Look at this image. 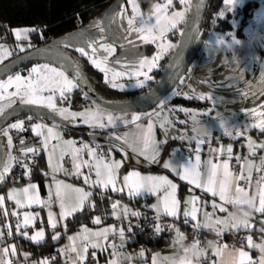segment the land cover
Listing matches in <instances>:
<instances>
[{
    "label": "snow or ice",
    "instance_id": "obj_1",
    "mask_svg": "<svg viewBox=\"0 0 264 264\" xmlns=\"http://www.w3.org/2000/svg\"><path fill=\"white\" fill-rule=\"evenodd\" d=\"M239 2L240 0H223L227 11H234ZM126 4L130 5L131 13L127 16V27L125 28L127 35L120 38L132 44L128 36L136 34L140 40L156 43L158 49L151 59L140 56L135 61L138 67L133 72L116 71L109 67L110 64H121V59L114 56L116 52L114 44L101 42L105 40L106 27L99 20L90 25L98 30L99 39L90 37L85 40L83 46H74L69 43H65L64 46L73 47L81 57H86L92 66L103 73L105 84L110 83L109 73H111L112 80L123 75L143 76L144 79L135 81L136 87H143L145 81L153 79L149 73L158 66V61L163 54L175 47L167 41V34L185 21L186 13L192 7L191 0H179L182 7L172 11L170 10L174 8V0L152 3L146 15L141 13L137 0H126ZM126 13L125 5H120L119 11L111 16L110 22H115L116 17L119 16L121 26H123ZM216 15L223 17L225 11L221 10ZM10 33L15 38V47L21 52L25 51V47H32L30 37L33 33L43 39V31L37 27H17L10 29ZM233 40L237 44L240 43L235 40V37ZM216 43L223 44V38L218 37ZM100 49H103V54H100ZM11 54V51L3 52L0 54V61ZM110 57H112L111 60ZM191 71L192 69L188 68L186 76L180 78L181 84L186 79H191ZM83 82L81 68L71 57L66 58V64L59 66H53L52 63L35 64L28 69L27 76L16 72L14 75H8L6 80L0 79V101H7V103H0V115L5 114V109L11 108L17 102L19 105L43 106L54 114L52 126L32 123V117H26L31 132L39 138V146H27L24 139L18 137V151L22 159L13 155L14 144L10 132L14 129L24 131L25 121L17 119L7 127L0 128V136L7 138L8 149L6 158L0 159V183L7 185L9 177L13 184L27 178V182L22 186L11 187L6 193L0 194V216L3 217L0 220V264H13V258L20 256L17 245L14 242L9 244V239L15 241L20 238L38 245L45 240L46 230L50 229L51 240L59 241L63 235L67 234L69 218L75 219L78 215L90 219L91 223L98 227L89 228L82 224L77 233L67 236L68 241L73 242L71 251L77 253V260L74 264H86L89 248L93 250L90 255L95 258L97 249L105 251L109 247L113 250L110 255L114 258L106 261V264H122V260H127L130 264L137 257L140 258L141 264H207L208 249L201 247L199 239L204 230L214 233L218 238L215 244L208 242L212 246L214 256L222 257L227 252L230 256L229 264H264V227L255 229L254 223L229 210L230 207L237 206L245 212L250 210L253 216L258 214L262 218L258 222L264 225V175L256 181L257 191L253 193L251 190L254 171L264 173V156H261L259 166L249 159V157H255L260 152H264V142L257 143L251 135H247L255 130L264 136V100L260 103V111L244 109L246 112L251 111L257 120L239 128L230 129L228 122L220 118L218 114L219 126L225 136H235L246 140L248 157L239 155L234 157L231 143L226 146V149L224 145L212 147L211 132L207 128L201 129L200 122L188 109H177L173 106L168 111L169 115L176 111H183L186 115L192 116L190 131L193 135L187 136L182 133L179 137L170 136L171 132L176 130V122L168 116L161 115L166 105L164 99L159 100L152 112H133L130 117L127 113L114 115L113 112L98 104L95 108L71 111L70 96L74 89L81 88L84 98H89L88 92L83 91ZM201 83L207 82L201 81ZM261 83H264V73H261ZM111 87L124 88L125 85L111 83ZM189 87L191 88V85ZM10 88H14V91H9ZM191 91L192 95L180 92H175V94L184 95L187 99H212L210 93H196L195 89ZM57 101L67 102L69 107L58 108ZM55 116L61 118L59 124L55 122ZM154 116L159 120L158 127L163 139L156 138ZM142 119L147 122L144 127L138 123ZM180 123L187 124V121H180ZM78 124L87 125L93 130L97 128L108 130V147L101 149L99 146L94 147L83 142L77 146L75 140H65L61 132L57 130L62 126ZM121 124L125 126L136 124L137 132L117 134L115 129ZM43 129H46V132ZM129 136L133 137L132 141L128 139ZM170 138L188 140L189 145L194 142L195 147H189L187 158L182 155L177 157V149L165 147ZM52 141L55 143H51ZM206 142L210 158L203 159L201 146ZM57 153H59L58 162H54L57 160ZM43 155H46L47 170L41 169L36 162ZM117 155L120 159H116ZM225 155H227L226 159ZM233 158L237 161L239 172L230 166ZM66 160L69 167H65ZM152 166L158 167L166 174H152L150 171ZM141 167L149 169L147 174L140 171ZM14 168L20 170L19 176L14 173ZM33 168L40 170L45 179L49 175L52 177L51 182L46 185V197L42 198L40 195L41 186L32 182ZM59 173L82 181L81 186L57 179ZM181 185L187 193L184 197L180 196ZM113 195L119 196L120 199H113ZM125 196L129 198V202L142 197L154 198V203L150 205L145 203L143 206L152 212V234L162 236L164 233L169 235L174 233L172 245L180 247L183 255L161 258L159 254L153 253L149 260L146 256L147 250L142 248L135 256H121L118 249H123L128 240L135 242L133 228L143 231L139 222L141 219L145 221L149 219L145 212L137 209L130 210L128 204H122ZM97 198L100 202H107L110 206L106 210L104 219L101 215H95L98 207ZM8 203H14L13 210H8ZM33 205L40 206L41 212L47 210L46 221L41 217L40 212L35 211H24L21 219L19 209L31 208ZM209 207L211 211H208ZM54 208H58L59 211H53ZM201 208H203V220L200 218ZM11 218H15L14 226ZM106 219H112L114 223L106 224L104 223ZM37 220L40 222V227L29 235V226L35 228ZM133 220L137 221L135 225ZM162 220H167L168 223L162 224ZM21 226L24 230H21ZM182 227L191 228V243L187 242L189 237L186 232L181 231ZM241 231L249 232V234L238 240L240 247L233 245L229 250L228 244L219 243V238L226 232L239 233ZM256 231L260 233L261 242L259 243L254 241L252 234ZM113 237L118 239L119 244L115 240L111 245L108 244ZM77 239H80L83 244L82 252L74 246ZM101 240L104 241L103 244L100 243ZM67 250V246L64 249H58L56 256L50 254L34 264H58L57 257ZM253 250L260 253L257 260H254L250 254ZM23 255L26 259L30 256L29 253ZM213 264H216L215 260Z\"/></svg>",
    "mask_w": 264,
    "mask_h": 264
},
{
    "label": "rangeland",
    "instance_id": "obj_2",
    "mask_svg": "<svg viewBox=\"0 0 264 264\" xmlns=\"http://www.w3.org/2000/svg\"><path fill=\"white\" fill-rule=\"evenodd\" d=\"M257 1V5L253 10L252 14L247 19V26L243 30V37L236 36V30L240 25L241 17L232 18L231 24L233 26V31L231 32H220V31H213L215 37H223L224 39H229L234 46H225L222 48L215 49L214 47H207L206 45H202V49L200 50L198 57L194 59L189 68L192 69L191 71V79H186L184 83L185 85V93L192 95L191 89H195L196 93L200 92H207L210 93L212 99H209L213 102H219V106H215L218 113H223L227 115L231 120L232 124L236 127L245 124H251L256 122L257 118L251 114V111H244V109L252 110L256 109L260 111V103L264 100V83H261V73H264V0H255ZM140 4V11L143 14H147L148 10L152 3H164L165 0H137ZM192 4V0H191ZM120 5H125L127 8V13L123 19V26H121V18L119 16L116 17L115 22H110L108 19L101 20V22L106 27L105 31V40L101 41L103 43H112L116 48V52L114 56L116 58L121 59V64H110L109 67L114 68L116 71H123V72H133L135 68L138 67V64L135 61L140 56H146L149 59L152 58L153 54L158 50L156 43L145 42L137 38L136 34H132L128 36V39L132 41V44H128L126 40L121 39V36H126L127 33L125 32V28L127 27V16L131 13L130 5L126 4V0H121L116 8L111 13V16L119 11ZM182 6L179 4V0H174V8L172 10H179ZM190 10V9H189ZM221 10L225 11V15L222 18H226V16L230 13H236L237 8L234 11H227L225 5L221 8ZM220 10V11H221ZM189 11L186 13L185 21L187 19ZM111 18V17H110ZM97 20H92L87 22L80 28V33L77 35L69 36V37H62L58 40V45L63 50L68 52H74L73 47L66 48L64 46L65 43H69L74 46H83L85 40L90 37H94L99 39V32L96 28L91 27L90 25ZM100 21V20H99ZM184 21V22H185ZM178 24L177 30L179 26L182 24ZM172 30V31H174ZM170 31L167 34V41H170L172 44L175 45L173 40L170 38ZM83 33V35H81ZM240 41V43H235L233 40ZM27 42L25 41V44ZM0 54L5 51L10 50L9 43H2L0 42ZM176 45L174 48L167 51L161 59L158 61V66L153 68L152 72L149 73L150 76L153 77V72L159 69L160 62L166 57V55L175 50ZM90 51V50H89ZM100 54H103V49L99 50ZM74 59L78 63L79 58L81 55L78 52H75ZM10 56H7L3 61H0V65L4 63ZM87 59L86 57H84ZM110 60L112 57L109 58ZM90 63V62H89ZM35 64H44V63H34L29 66L25 71H17L24 76L28 75V69H30ZM126 65V67H125ZM94 67V66H93ZM95 68V67H94ZM96 69V68H95ZM98 70V69H96ZM146 71V69H144ZM99 71V70H98ZM16 73V72H15ZM15 73L11 74L14 75ZM187 71L185 72L184 76H186ZM103 75V73H102ZM7 77L4 79L6 80ZM137 79H144L143 76L137 77L135 75H123L117 77L115 80H112V74L109 73V80L110 83L106 84L110 88L119 91H133L137 89H144L148 88L153 79L145 81L143 87H136L135 81ZM104 80V78H103ZM201 81H206L207 83H201ZM111 83L122 84L125 85L124 88H113L111 87ZM181 83V82H180ZM191 85V88L189 87ZM9 91H14V88H10ZM75 89L73 90V92ZM247 93V95H243V93ZM176 96L175 93L168 95L164 98L167 102L168 99ZM70 96V100H71ZM0 103H7V101H0ZM19 104H13V106ZM91 106V105H88ZM93 106V105H92ZM11 107V108H12ZM43 107V106H39ZM57 107H69L67 102L61 103L57 101ZM44 108V107H43ZM84 108L90 107H81L80 109H73L72 106L70 108L71 111H79L83 110ZM91 108H95L91 107ZM10 109L6 108L5 112ZM50 111V110H49ZM1 116V115H0ZM61 120L59 116H56ZM42 124H46L48 126H52L53 122H48L41 119ZM11 124L8 123L4 125L2 128L7 127V125ZM58 124V123H57ZM75 126H87L78 124ZM239 128V127H238ZM63 128L57 129L63 134ZM46 132V129H43ZM11 135V134H10ZM69 138V137H68ZM0 144L2 148V153L0 152V159L6 158L7 149V138L0 136ZM13 155H15V149L13 147ZM1 184V183H0ZM3 194V191L0 192ZM2 219L3 217L0 216Z\"/></svg>",
    "mask_w": 264,
    "mask_h": 264
},
{
    "label": "trees",
    "instance_id": "obj_3",
    "mask_svg": "<svg viewBox=\"0 0 264 264\" xmlns=\"http://www.w3.org/2000/svg\"><path fill=\"white\" fill-rule=\"evenodd\" d=\"M114 2L115 0H0V36H5L6 43H13L15 45V38L10 33V29L17 27H37L43 31V39H41L37 34L33 33L30 37V40L31 43H37L39 45L44 39L64 37L67 33L80 29L81 26L92 20H103L106 12L110 9ZM117 5L118 4H116L114 8H116ZM222 5L223 0H209L199 37L192 49L191 59L185 72L188 70L191 62L198 57L203 43H205L206 38L213 31H233V26L231 24L232 18L241 17L240 25L236 30V36L243 37V30L247 26V19L255 9L257 1H249L245 3L242 7L237 9L236 13H230L226 16V18L218 17L216 15L220 11ZM213 21H215V23H213ZM185 22H183L177 30L172 31L170 34V38L173 40L175 45L178 43V39ZM17 49L18 48H16V51ZM173 51L174 50L166 55V57L160 62L159 69L153 72L154 79L151 85L148 88L137 89L133 91H119L110 88L105 84L102 73L96 70L84 57H78V64L80 65L84 74L91 81L96 92L101 97L106 100H123L136 97L150 90L160 80L163 70ZM66 52L73 58L74 54H76L75 51H72V53L68 51ZM32 64L34 63L26 64L18 71L23 72ZM183 87H185V83H179L171 94L179 92V90L183 89ZM71 96L73 109H80L81 107L90 103L88 99L84 98L80 88L75 89ZM170 102L175 106H180L185 109L197 110H203L210 105L207 100L195 98L187 99L177 95L173 96ZM19 117L21 116H14L10 118L5 123V125L15 119H18ZM45 121L51 122L49 120ZM62 128L64 130L65 137L74 139H90V132L93 131L92 129L84 126H62ZM24 141L26 145L39 144V138L33 135L31 129H28L27 133H25ZM38 161L40 168L45 170L43 156L38 158ZM43 178L44 177L40 170L35 169L32 171V181L41 182ZM26 181L27 180H23L16 184L7 183V185H17ZM5 186L6 185L3 184L0 187V191L3 190ZM184 193L185 191L183 185H181L180 195L182 196ZM97 203L98 207L95 215H101L102 219H104L106 210H108L110 206L107 204V202H100L98 198ZM110 220L111 219H106L104 220V223L107 224L110 222ZM113 222L114 221H112V223ZM82 224L94 226L90 219H85L84 217L78 215L75 219L69 218L67 233L77 230ZM38 225H40V223ZM51 234V230L47 229L45 240L38 245L20 238H18L17 241L21 247L31 254L32 258L47 257L50 254L52 256H56L55 248L63 241L64 235L59 241H52L50 238ZM139 241L143 242L146 250L149 252L164 247L168 243L169 239L161 238L158 241L152 242L147 240L145 236L140 235ZM57 260L58 264H60L59 257H57ZM87 264H89V261Z\"/></svg>",
    "mask_w": 264,
    "mask_h": 264
},
{
    "label": "crops",
    "instance_id": "obj_4",
    "mask_svg": "<svg viewBox=\"0 0 264 264\" xmlns=\"http://www.w3.org/2000/svg\"><path fill=\"white\" fill-rule=\"evenodd\" d=\"M249 1H255V0H240V2L238 3L237 5V9L242 7L245 3L249 2ZM224 5V3H223ZM222 5V7H223ZM221 7V8H222ZM221 10V9H220ZM218 37H215L214 34H210L206 40H205V44L206 45V48L207 47H214L215 49H219V48H222V47H225V46H234L233 43H231L229 41V39H224L223 37V40H224V43L223 44H217L216 43V40H217ZM207 42V43H206ZM10 58V57H9ZM186 85V83H185ZM180 93H185V87H183V89L179 90ZM177 96H181V97H185L184 95H177ZM172 98L168 99L167 102H166V105H165V109L163 110V112L161 113L162 116H168L169 119H172L174 120L176 123H175V129L174 131L171 132L170 136H176V137H179V135H181L182 133L187 135V136H192L193 133L190 131L191 128H192V116L190 115H186L185 112L183 111H176L174 114L172 115H169V109H172L173 105L170 101H171ZM210 105L207 106V108L203 109V110H197V109H188L190 110L194 115H195V118L196 120H198L200 122V127L201 129L203 128H207L209 132H211V144H212V147L213 148H216L218 147L219 145H224L225 146V149H226V146L231 143L233 144V156H242V157H248V148L245 146L246 145V140L243 139V138H237L235 136H232V137H228V136H225L223 134V130L220 128L219 124H220V121L218 119V114H219V117L220 118H223L225 121L228 122V126L229 128L231 129L232 127H236L232 124V120L225 114L223 113H218L215 108V106H219V102H213V101H210L209 99H206ZM88 105H91V106H88ZM84 107H94L92 106V104H86ZM177 109L179 108H183V107H180V106H176ZM156 108V107H154ZM149 109L147 111H144V112H152V110L154 109ZM185 109V108H184ZM144 112H141V113H144ZM114 115H123L125 113H113ZM128 116L130 117L132 113H127ZM153 119L156 121V127L154 129L155 131V135H156V138L157 139H163V136L161 135L160 133V130H159V120L154 116ZM180 121H187V124H182L180 123ZM41 123V121H40ZM142 127L146 126V121L145 120H141L138 122ZM71 126H74V125H71ZM243 126V125H241ZM84 127H88V126H84ZM240 127V126H238ZM236 127V128H238ZM90 128V127H88ZM92 129V128H90ZM63 130V129H62ZM93 130V129H92ZM187 130V131H185ZM115 131L117 132V134H120V135H123L124 133H135L137 132V125L136 124H129L127 126L121 124L118 128L115 129ZM63 134H64V130H63ZM34 136H36L35 133H33ZM90 135H99V136H103L105 138V142H100V140H92V139H74V138H68V137H65L64 135V139L65 140H68V139H72V140H75L77 142V146L80 145V142H83V143H86V144H90L92 146H99L100 147V144L102 143H107L109 144V140H108V130L106 129H95L93 130L92 132H90ZM247 135H251L253 140L257 143H260V142H264V136L260 135L258 131H250L249 133H247ZM128 139L130 141L133 140V137L132 136H129ZM235 141H238V142H235ZM51 143H55V141H52ZM166 148L168 149H172V148H175L178 150V152L176 153L177 157H180L181 155L184 157V158H187L189 156V147H195V144L193 142L192 145H189V142L188 140H184V141H181L180 139H175V140H172L171 138L169 139V142L168 144L165 146ZM202 147V158L203 159H207V158H210V152H209V147H208V143L206 142L204 145L201 146ZM58 156H59V153H57V160L54 161V162H58ZM261 156H264V152H260L257 156L255 157H249V159H252L254 161V163L259 166L260 165V159H261ZM86 158V157H85ZM167 158V157H166ZM224 158L226 159L227 158V155L224 156ZM43 159H44V163H45V170H47V166H46V155H43ZM116 159H120V156L117 155L116 156ZM241 163H243V161H241ZM230 166L237 172H239V168L237 167V161L235 158H233L231 161H230ZM140 171L144 172L145 174H147V172L149 171V169L145 168V167H141L140 168ZM151 173L152 174H166L164 172L161 171V169H159L158 167L156 166H152L151 169H150ZM261 175H264V173H256L254 171L253 173V181H252V186H251V190L253 193H255L257 191V184H256V181L259 179V177ZM51 175H49L46 179L43 178V180L41 182L39 181H32L34 183H37L41 186V191H40V195L41 197H46L47 195V183H50L51 182ZM57 179H60V180H65L67 183H70V184H74L76 186H81L82 184V181H78L76 180L74 177H66L63 173H59L57 175ZM27 182V181H26ZM26 182H23V183H20V184H17V185H6L5 188L3 190H1L0 192L3 191V194L6 193L8 191L9 188L11 187H20L22 186L23 184H25ZM109 195H112L111 193H109ZM187 193L185 192L181 197H184L186 196ZM113 199H120L119 196H115L113 195ZM258 200V198H257ZM145 203L147 204H152L154 203V198H138V199H134L132 200L131 202H129V198H127V196H125L122 200V204H128L129 205V209H137V210H140L142 212H149L152 214V212L148 211L147 209H145L143 206L145 205ZM8 207V210L11 211L14 209V203H8L7 205ZM230 211L236 213V215L242 217L243 219H247L249 220L250 222L254 223V227L255 229H260L261 227H264V225H261L258 221L260 219H262L258 214L253 216L251 211L248 210L247 212H245L243 209H241L239 206L235 207V208H231L229 209ZM20 213H21V219H22V216H23V212L24 211H35V212H40V215L41 217L44 218V220L46 221L47 219V210L45 209L43 212H41V208L40 206L38 205H33L31 208H21L19 209ZM53 211L55 212H58L59 209L58 208H54ZM208 211H211V208L209 207L208 208ZM217 215H220L219 213H217ZM200 218L201 220H203V208H201V214H200ZM15 219V218H11V222L12 220ZM0 220H2V218L0 217ZM112 219L110 220L109 223L107 224H112ZM40 222L39 220L36 221V227L35 228H32V226H29V235L33 234L34 231L36 229H38L40 227V225H38ZM14 226V225H13ZM88 226V225H87ZM89 228H95V227H98V226H88ZM21 230H24L23 229V226H21ZM59 231H62V229H59ZM80 230V228H78L77 230L75 231H72L70 233H67L66 235H64V239L63 241L56 246L55 248V251L57 253V250L58 249H64L68 248L67 251H64V252H61V254L58 256L59 259H60V264H74V262L77 260V253L75 252H72L71 251V247L73 246V242H70L68 241L67 239V236L69 235H73L75 233H77L78 231ZM203 235H204V238L201 242V247L202 248H206L208 249V252H207V258H206V261H207V264H213V260L216 261V264H221V262L223 261V264H229V261H230V256L228 255V253L226 252L222 257H218V256H214L213 255V251H212V246L209 245V241H211L213 244L216 243V241L218 240V238L216 237V235L208 230H204L203 232ZM228 232H226L224 235H226ZM254 236H256L257 234H259L258 231L252 233ZM223 235V236H224ZM222 236V237H223ZM63 237V236H62ZM221 238V237H220ZM114 237L111 238L109 241H108V244L111 245V243L113 242ZM255 242L259 243L261 242L260 239H257L255 238L254 239ZM15 243L17 245V249H18V252L20 253V256L19 257H14L15 259L19 260L20 262L24 261L26 262V264H34V262L36 261H39L41 260L42 258L44 257H40V258H32L31 257V254L25 250L23 247H21V245L18 243L17 239L15 241L9 239L8 240V243L11 244V243ZM101 244L104 243L103 240L100 241ZM126 245V244H125ZM74 246L80 250L81 252L83 251V244L82 242L80 241V239H77L75 242H74ZM247 250V249H245ZM93 250L91 248H89V255H88V260L86 262V264L88 263L89 261V264H106V261L110 260V259H113L114 257H112L110 255V253L113 251L111 249V247L108 248V250H105V251H101L99 249L96 250L97 252V255L95 258H92V256L90 255V253L92 252ZM118 252L121 254L122 257H126V256H135L136 254H131V253H124L122 252L121 249H118ZM24 253H29L30 256L29 258H25L24 257ZM153 253H157L159 254V256L162 258V257H171V256H181L183 255V251L180 250L178 247H173L172 245V239H169L168 243L162 247V248H158V249H155V250H152V251H147L146 252V256L149 258L150 260V256L151 254ZM253 257L254 260H257L259 258V255L260 253L258 251H255L253 250L251 253H250ZM48 257V256H47ZM122 264H129V261L127 260H122ZM130 264H141V260L139 257H137L135 260H132L130 262Z\"/></svg>",
    "mask_w": 264,
    "mask_h": 264
},
{
    "label": "water",
    "instance_id": "obj_5",
    "mask_svg": "<svg viewBox=\"0 0 264 264\" xmlns=\"http://www.w3.org/2000/svg\"><path fill=\"white\" fill-rule=\"evenodd\" d=\"M119 2L120 0H115L114 4L106 12L103 20H106L107 17L110 20L114 6ZM208 3L209 0L192 1V7L189 10L185 25L180 33L176 48L170 56L160 80L150 90L129 99L106 100L96 92L91 81L81 69L84 77L82 88L83 91L88 92V101L95 107L98 104L113 113H133L152 109L158 104L160 99H164L170 95L180 83V78L183 77L184 72L188 67L192 49L201 31ZM80 32V29H77L67 33L66 37L77 35ZM67 57H71V59L75 61V59L59 47L56 42H49L25 51L24 53L14 56L2 63L0 65V79H5L8 75L15 73L24 65L30 63H52L53 66L66 64ZM71 74V68L69 67L70 77ZM27 115L33 116L37 119L54 122L52 118L54 114L43 107L17 104L0 116V128H2L5 123L14 116ZM60 121L61 120L55 116V122L59 124ZM67 127H71V125H67ZM90 139L105 142V138L99 135H90ZM0 152L2 153L1 144ZM2 185L3 183L0 184V187Z\"/></svg>",
    "mask_w": 264,
    "mask_h": 264
},
{
    "label": "built area",
    "instance_id": "obj_6",
    "mask_svg": "<svg viewBox=\"0 0 264 264\" xmlns=\"http://www.w3.org/2000/svg\"><path fill=\"white\" fill-rule=\"evenodd\" d=\"M0 42L2 43H6V38L5 36H0ZM10 44V50L12 52V54H15L16 53V47L13 43H9ZM27 116H21L19 117L18 119L19 120H24L25 121V130L24 131H18V130H11L10 134L12 135L13 137V144H14V149H15V155L21 157V154L19 153L18 151V148H19V138H23L24 139V135L25 133H27L28 129H30L29 125H28V122H27V119H26ZM32 117V123H40V119H37L33 116ZM17 119L13 120L11 122L14 123ZM27 146H39V144L37 145H27ZM108 147V144L107 143H102L100 144V148L101 149H106ZM37 163H39L38 159L36 161ZM65 167H69V163L67 162V160L65 161ZM35 168H33L32 171H34ZM14 173L19 176V169L18 168H14L13 169ZM24 180H27V178H25ZM23 180H18L17 183L21 182ZM8 183L10 184H13L12 183V180H11V177H9V180H8ZM147 214V216L149 217V219L147 221L141 219L140 220V224H141V227L143 229V231H140L139 229H136L135 227L133 228V232L135 233V235L133 236V239L135 240V242H132V240H128V242L126 243V245L124 246L122 250V252L124 253H131V254H137L142 248L143 249H146V247L144 246L143 242L142 241H139V237L140 235H143L147 238V240H150L152 242H155V241H158L159 239L161 238H164V239H172V236H174V233L172 235H169L168 233H164L162 236H154L152 234V221H151V217H152V214L149 213V212H145ZM13 225H15L16 221L15 219L12 220L11 222ZM114 223V222H113ZM137 223L136 220H133V224L135 225ZM162 224H166L168 223L167 220H162L161 221ZM181 231H184L188 234V243H191L192 242V231H191V228L188 227V228H181ZM249 234V232H246V231H241L239 233H227L226 235H224L223 237L219 238V243L221 245L223 244H228L229 245V250H231L232 246L233 245H236V247H240L241 245L238 243V240L242 237H245ZM254 236V235H253ZM204 238V235L203 233L200 234L199 236V239L203 240ZM257 238V239H260V233L257 234L256 236H254V239ZM115 241L117 244H119V241L118 239H116L114 237ZM217 242V241H216ZM180 250H182L180 247H178ZM13 264H26V262H20L19 260L13 258Z\"/></svg>",
    "mask_w": 264,
    "mask_h": 264
},
{
    "label": "flooded vegetation",
    "instance_id": "obj_7",
    "mask_svg": "<svg viewBox=\"0 0 264 264\" xmlns=\"http://www.w3.org/2000/svg\"><path fill=\"white\" fill-rule=\"evenodd\" d=\"M108 20V17L106 18V21ZM66 36V35H65ZM60 38H62V37H60ZM58 40H59V38H54V39H44V40H42L41 42H40V44L38 45L37 43H31L32 44V47L31 48H28V47H25V51H28V50H30V49H32V48H36V47H39V46H41V45H43V44H46V43H49V42H58ZM58 44V43H57ZM59 46V45H58ZM25 51H23V52H21V51H19V49H17V51H16V53L14 54V55H12L10 58H8V60L9 59H11L12 57H14V56H17V55H19V54H22V53H24Z\"/></svg>",
    "mask_w": 264,
    "mask_h": 264
}]
</instances>
